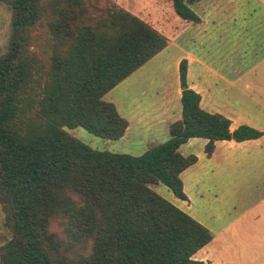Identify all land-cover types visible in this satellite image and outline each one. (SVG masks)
<instances>
[{
	"label": "trees",
	"instance_id": "trees-1",
	"mask_svg": "<svg viewBox=\"0 0 264 264\" xmlns=\"http://www.w3.org/2000/svg\"><path fill=\"white\" fill-rule=\"evenodd\" d=\"M198 22L197 0H170ZM7 50L0 55V200L11 238L0 264H204L193 258L210 231L151 186L187 201L181 174L195 164L189 139L237 143L264 136L200 106L179 64L181 118L169 138L139 156L92 149L64 128L107 140L128 126L104 95L169 44L110 0H10ZM51 41L48 63L36 48Z\"/></svg>",
	"mask_w": 264,
	"mask_h": 264
},
{
	"label": "rangeland",
	"instance_id": "rangeland-1",
	"mask_svg": "<svg viewBox=\"0 0 264 264\" xmlns=\"http://www.w3.org/2000/svg\"><path fill=\"white\" fill-rule=\"evenodd\" d=\"M9 1L0 0V55L6 52L9 42L12 18ZM110 1L148 23L172 43L164 53V63H153L151 67L152 77H160L164 88L171 89V78L176 70L175 59L183 53L180 49L185 50L186 21L175 14L170 0ZM207 1L212 6L207 7L209 9L216 6L215 9L226 10L228 39L238 36V33L242 36L237 46L241 49L242 63L240 67L237 63L236 69L241 68L245 80L238 82L237 86L244 88L245 84L251 85L255 83V79L264 78V63L259 66L253 64L264 55V43H256L252 38L254 28L264 24V0ZM196 2L201 8L203 0L193 3ZM193 3L190 5H194ZM36 43L40 57L47 64L51 41L45 38L37 40ZM239 54L238 50V59ZM228 59L229 54L226 53V60ZM229 68L230 66L225 65V72ZM152 84L155 86L154 82ZM241 109L237 114L235 110L230 114L228 107H223L218 114L234 124L238 123V126L248 125L245 122L246 117L251 118L254 113L250 112L249 106ZM64 129L92 149L124 154L131 152L115 140L97 137L81 127ZM206 144L205 139L192 138L181 146L182 155H196L200 160L198 165H191L187 172L181 174L187 201L177 199L163 184L153 185L151 188L210 231L212 240L198 252L199 256L206 255L208 260L204 264H264V138L260 141L238 143L234 148L225 147L226 155L232 156L233 162L224 161L219 143L212 171L207 172L205 168H208V163L205 158L208 156L204 150ZM234 160H237V164ZM10 238L9 221L0 200V247Z\"/></svg>",
	"mask_w": 264,
	"mask_h": 264
},
{
	"label": "crops",
	"instance_id": "crops-1",
	"mask_svg": "<svg viewBox=\"0 0 264 264\" xmlns=\"http://www.w3.org/2000/svg\"><path fill=\"white\" fill-rule=\"evenodd\" d=\"M193 4L189 7L199 21H186L185 50L180 49L183 53H180L175 59L176 70L174 77L171 78V89L164 88L160 77L151 75L153 63H164L163 56L172 45L170 42L166 48L103 97L106 102L115 106L118 114L128 123L123 136L115 142L130 150L129 155L139 156L150 147L166 141L169 138L170 124L181 118L182 85L179 78V64L183 59L187 61L186 86L200 95V106L204 111L219 113L221 112L220 108L228 107L230 114L233 113V110L237 114L242 111L241 107L249 106L250 112L254 115L252 114L251 118L250 116L246 117L245 122L248 126L264 132V115H260V113L264 114V78L255 79V83L251 80L253 83L245 84L244 88L237 86L238 82L245 80L241 68L236 69L237 63L239 67L242 63L241 49L237 48L242 36L238 33V36L228 39L226 10L215 9L216 6L207 8L211 5L207 0H203L201 8L197 2ZM197 6L198 8H196ZM254 29L253 41L264 43V24L257 25ZM179 37L181 38V36ZM175 46L177 47V45ZM238 50L239 59L237 58ZM226 53L229 54L228 61ZM257 60L253 63L254 66L263 64L264 55ZM225 65L230 66L227 72L224 70ZM153 82L155 86H153ZM156 83H158L157 86ZM237 127L238 123L234 124L231 121V130ZM263 138L264 136L255 141H260ZM245 142L248 141L240 143ZM219 143H221L220 148L223 151L224 161L233 162V157L226 155L224 149L227 146L234 148L238 143L233 140L215 141L213 153L210 157L205 158L208 163V168H205L206 172L212 171V163L218 152ZM197 158L198 161L194 166L198 165L200 161L199 157ZM234 163L237 164V160H234ZM198 252L194 254L193 258L206 262L208 260L205 258L206 255L199 256Z\"/></svg>",
	"mask_w": 264,
	"mask_h": 264
},
{
	"label": "water",
	"instance_id": "water-1",
	"mask_svg": "<svg viewBox=\"0 0 264 264\" xmlns=\"http://www.w3.org/2000/svg\"><path fill=\"white\" fill-rule=\"evenodd\" d=\"M185 87H186V86H185V85H183V86H182V90H183V89H185Z\"/></svg>",
	"mask_w": 264,
	"mask_h": 264
}]
</instances>
